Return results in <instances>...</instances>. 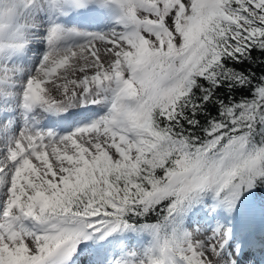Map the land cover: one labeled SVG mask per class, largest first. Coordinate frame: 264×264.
<instances>
[{"label":"snow or ice","instance_id":"6c2138e0","mask_svg":"<svg viewBox=\"0 0 264 264\" xmlns=\"http://www.w3.org/2000/svg\"><path fill=\"white\" fill-rule=\"evenodd\" d=\"M105 10L107 32L60 22ZM90 105L107 111L39 126ZM89 242V264L264 252V0H0V264H75Z\"/></svg>","mask_w":264,"mask_h":264},{"label":"rangeland","instance_id":"374dc122","mask_svg":"<svg viewBox=\"0 0 264 264\" xmlns=\"http://www.w3.org/2000/svg\"><path fill=\"white\" fill-rule=\"evenodd\" d=\"M110 20H112V19H110ZM63 23L68 25V26H73L74 25V26H76L78 28H81L80 26H78V24H75V22H73L72 20H70L68 22H63ZM37 45H39V47L42 48L41 52H43L45 50V45H44L43 42H37L35 46H37ZM40 54L41 53L39 51H37V50L29 51L27 55L22 57V61H23V63L25 65H29V61H32V60L40 57ZM106 111H107V108L105 106L90 105V106L82 107V108H73L68 113L64 114L62 117L51 116V115H49L47 113L40 112L38 114L39 126L44 121V118L46 120H51L54 117L56 119L60 118L63 121L61 123H65V125L63 127L65 132H61V134H66L68 132L73 131L75 128H77L79 126H82V125L90 123L92 120H94V119L98 118L99 116L103 115ZM71 117L72 118L74 117V119H76L77 122L76 123L73 122ZM58 123L59 122H57L55 120V124H58ZM42 128H43V126H42ZM44 129H51V128H44ZM248 203L250 205L254 204L251 199L249 200ZM243 218L244 217H242V219H240L241 222H243ZM86 245L87 244L80 245V249L78 250L77 256L73 258L76 264H89V260L92 258V255H93L94 251H92L89 247L87 248ZM259 255L264 256V252H261L260 250H254L253 251L252 259H253L254 264H261V262H262V264H264V261H262L263 258L259 257Z\"/></svg>","mask_w":264,"mask_h":264},{"label":"bare ground","instance_id":"6f19581e","mask_svg":"<svg viewBox=\"0 0 264 264\" xmlns=\"http://www.w3.org/2000/svg\"><path fill=\"white\" fill-rule=\"evenodd\" d=\"M117 16H118V13H116L115 11L105 10V11L72 13L69 16H65V18L72 20L73 22H75V24L77 23L80 24L83 30H86L89 32H92V31L93 32H101V31L107 32L116 26ZM35 45L36 43L29 45V51L37 50L42 54L43 53L41 52L42 48L39 47V45L37 46ZM39 59L40 57L32 61H29V65H31L32 67H35V65L39 63ZM71 119L73 122L75 123L77 122L76 119H74V117L73 118L71 117ZM50 124L51 126L55 125L52 121ZM61 132H64V129H61Z\"/></svg>","mask_w":264,"mask_h":264},{"label":"trees","instance_id":"16d2710c","mask_svg":"<svg viewBox=\"0 0 264 264\" xmlns=\"http://www.w3.org/2000/svg\"><path fill=\"white\" fill-rule=\"evenodd\" d=\"M250 199H251V200L253 201V203L255 204V203L259 202V201L262 199V197H261L260 195L251 196V197L248 198V202H249Z\"/></svg>","mask_w":264,"mask_h":264}]
</instances>
